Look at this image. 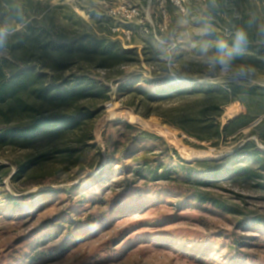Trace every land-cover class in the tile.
Masks as SVG:
<instances>
[{"label": "rangeland", "instance_id": "obj_1", "mask_svg": "<svg viewBox=\"0 0 264 264\" xmlns=\"http://www.w3.org/2000/svg\"><path fill=\"white\" fill-rule=\"evenodd\" d=\"M148 1L0 0L4 77L35 80L0 104V129L76 118L57 139H0V264H264V0H184L187 17ZM207 17L206 40L247 30L234 62L250 79L201 82L183 38L173 69L158 59L163 28Z\"/></svg>", "mask_w": 264, "mask_h": 264}, {"label": "clouds", "instance_id": "obj_2", "mask_svg": "<svg viewBox=\"0 0 264 264\" xmlns=\"http://www.w3.org/2000/svg\"><path fill=\"white\" fill-rule=\"evenodd\" d=\"M215 4V0H212ZM184 16L187 17L186 10H182ZM211 17H207L205 21L196 28L189 29V21L181 19L177 21L175 26H166L162 29L161 34L156 37V47L158 51V59L169 70L176 66L175 55L177 44L182 42V38L192 49H198L194 60L203 68L204 79L201 82L221 83L231 81L239 83L243 80L250 79L256 69L251 65L244 63H235L234 58L237 54H242L249 44V34L243 27L235 29L232 35V41L218 38L215 40H206L204 37L215 31L213 25L209 22ZM188 29L184 33H180L179 29ZM12 24L5 20L0 23V52L6 49L8 39L12 35ZM260 34L264 35V25L259 29ZM193 36L200 37V40H194Z\"/></svg>", "mask_w": 264, "mask_h": 264}, {"label": "trees", "instance_id": "obj_3", "mask_svg": "<svg viewBox=\"0 0 264 264\" xmlns=\"http://www.w3.org/2000/svg\"><path fill=\"white\" fill-rule=\"evenodd\" d=\"M37 38L36 40H38ZM94 46L97 44V41L93 43ZM52 46L53 49L62 51L67 49L68 44H57L52 43L46 44L44 46V49H47L49 46ZM87 49V48H86ZM96 51V47H94V53ZM104 54V53H102ZM54 54H48L47 56L52 58ZM106 55V54H105ZM9 74L12 78V80H9L5 76V72L2 71V68L0 67V104L6 103L7 101L13 100L15 97L16 92L19 91V89L26 88L31 82L35 81L32 80V74L27 71H22L20 68H13L12 66L9 67ZM8 79V80H7ZM254 89L249 88L247 91L252 92ZM42 97H46L47 99L51 101H57V100H63L66 101V99H69L72 94L68 95L66 92H53L52 89L46 88V90H42L39 94ZM60 98V99H59ZM29 105L25 106L24 110H30L32 108L28 107ZM12 108V107H10ZM36 124L28 127H19V128H4L0 129V139H4L6 137H16L20 136L24 138V141L28 142L29 140H37V141H43L45 139H57L63 134H66L74 125H76V118L69 117V116H59L57 118H38L35 122ZM219 133V132H218ZM247 149L245 147L243 149V152ZM256 154H264L261 150H257L253 157L256 156ZM208 161L201 162L200 164H207ZM239 170H242L239 168ZM246 170V169H245Z\"/></svg>", "mask_w": 264, "mask_h": 264}, {"label": "built area", "instance_id": "obj_4", "mask_svg": "<svg viewBox=\"0 0 264 264\" xmlns=\"http://www.w3.org/2000/svg\"><path fill=\"white\" fill-rule=\"evenodd\" d=\"M164 1H167V0H164ZM169 1H171L177 7H180L179 9H181V10H185V8H186V7H184V4H183L184 0H169ZM122 9H123L122 11H124V13L127 15L128 18H135V17H139L141 15L138 8H131L127 5V6H124ZM164 13H166L165 9H164Z\"/></svg>", "mask_w": 264, "mask_h": 264}, {"label": "crops", "instance_id": "obj_5", "mask_svg": "<svg viewBox=\"0 0 264 264\" xmlns=\"http://www.w3.org/2000/svg\"><path fill=\"white\" fill-rule=\"evenodd\" d=\"M152 0H149L148 2H151Z\"/></svg>", "mask_w": 264, "mask_h": 264}, {"label": "water", "instance_id": "obj_6", "mask_svg": "<svg viewBox=\"0 0 264 264\" xmlns=\"http://www.w3.org/2000/svg\"><path fill=\"white\" fill-rule=\"evenodd\" d=\"M206 159H209V158H206Z\"/></svg>", "mask_w": 264, "mask_h": 264}]
</instances>
